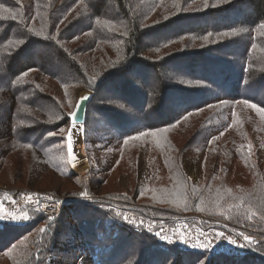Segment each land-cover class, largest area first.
<instances>
[{
    "label": "trees",
    "instance_id": "1",
    "mask_svg": "<svg viewBox=\"0 0 264 264\" xmlns=\"http://www.w3.org/2000/svg\"><path fill=\"white\" fill-rule=\"evenodd\" d=\"M199 5L203 9L200 12L186 11ZM245 7L250 14L243 13ZM3 8L8 12L0 10V17H6L0 19V110L6 112L0 115L5 124L0 129V174L9 169L12 175L16 172L15 176L21 177L30 170L32 176L37 166L58 174L55 159L66 154V137L59 134L70 124V108L74 110L79 93L90 92L93 99L86 123L91 108L96 113L107 111L109 106L99 101L106 86L120 95L111 96L110 103L122 104L136 115L134 119L126 118L116 110L101 114L111 132H118L116 142L123 141L124 145L136 144L146 134L160 132L166 136L168 151L178 152L171 133L183 128L187 116L219 103L221 106L224 100L237 104L247 101L264 111V100L257 97L258 92L264 91V64L256 48H264V28L260 27L264 24V0H0V9ZM232 16L239 18L217 24ZM192 24L195 25L187 27ZM178 25L184 29L166 35L157 33ZM231 32L236 37L222 36ZM254 42L258 44L252 47ZM237 44L240 54L234 50ZM177 66L189 74H181ZM164 71L177 77L173 83ZM223 71L229 75H223ZM127 76H132V81ZM149 77L151 84L146 85ZM224 78L231 83L224 84ZM176 79L189 82L191 87L174 84ZM48 81L57 84V91L64 92L47 91ZM244 84L251 93H246ZM199 96L200 101L193 103ZM66 100L76 102L74 108L67 107ZM167 103L177 106L172 114L165 113ZM235 119L230 130L229 121L221 124L224 128H219V139L204 146L196 164L187 161L192 170L197 168L200 172V182L185 183L184 193L179 196L191 200L194 212L242 226L246 232L256 231L258 234L252 236L258 240L248 245L246 254L193 251L186 241L174 239L169 244L160 240L154 233L173 227L178 219L169 212L185 213L188 207H171L170 200L152 190L153 202L145 201L149 194L144 193L141 182L132 194L107 192L106 199L88 204L64 198L60 214L54 219L30 212L26 225H5L0 228V264H48L55 238L52 226L57 219L78 221V210L85 212L86 217L84 226L78 221L75 229L83 230L84 239L90 240L88 252L98 259L97 264H200L201 258L203 264H264V151L254 150L252 136L246 129L236 137L232 135ZM256 132L264 135L260 125ZM113 142L110 139L108 144ZM15 152L26 157L17 163ZM185 154L179 152L170 160V171L181 179L185 174ZM119 161L120 154L105 166V177L84 179L78 187L89 191L93 185L108 184L115 172L120 173ZM139 164L137 177L143 175ZM132 166L126 168L129 172L121 170L122 175L130 173L135 177ZM176 182L181 180L177 177ZM107 197L129 203L142 200V207L152 205L149 211H134L162 221V227L157 225L155 232L134 230L110 213L112 207L123 206L110 203ZM110 220L116 222V228L109 236H100ZM205 221L202 226L194 222L190 226L204 229L210 226L208 219ZM45 222L47 233L40 234L38 226ZM89 223L94 225V234L87 229ZM29 235L33 237L21 243ZM129 251L134 255L129 256Z\"/></svg>",
    "mask_w": 264,
    "mask_h": 264
},
{
    "label": "rangeland",
    "instance_id": "2",
    "mask_svg": "<svg viewBox=\"0 0 264 264\" xmlns=\"http://www.w3.org/2000/svg\"><path fill=\"white\" fill-rule=\"evenodd\" d=\"M195 7V5H193ZM215 7V6H214ZM203 10L201 8V5L197 6V8H191L187 9L186 11H197L200 12ZM249 13V10L247 7L243 9V13ZM239 17L232 16L231 19L227 21H219L217 24L222 23H229L233 22L235 20H238ZM192 25H187L193 26ZM186 27V26H184ZM178 29H184L182 28V25L174 26L172 29L169 30H160V32H157L159 35L163 34H170L171 32H174ZM159 31V30H158ZM234 33H227L222 34V36L226 37H236L233 36ZM255 35V34H254ZM254 39L256 36H254ZM258 35L260 33L258 32ZM242 41V40H239ZM78 44V43H77ZM258 43L254 42V45L252 47H255ZM238 44L235 45V53L240 54L242 53V50H236ZM257 53L262 55V63L264 64V48L262 46H258ZM221 60H224L223 58H220ZM178 67V66H177ZM193 67V65L191 66ZM180 70L181 67H178ZM194 68V67H193ZM191 69V68H190ZM189 69V70H190ZM181 74H189L187 70H181ZM223 75L227 76L229 75L228 72L223 71ZM168 77V80H171V83L174 81L172 79L177 78L175 76H171L169 72H165ZM149 75L152 77V72H149ZM146 82H144L146 85H150V78ZM179 77V76H178ZM126 79H129L132 81V76H127ZM223 80L224 84H230L231 82H227L226 78ZM177 85L182 86L183 88H190L189 82L186 81H180L179 79H176ZM234 81V79H233ZM179 83V84H178ZM246 84V83H245ZM243 89L246 91V93H251L248 86L246 85ZM47 91L56 92L58 87L57 84L53 81L47 82ZM144 88V87H143ZM141 89V91L144 92V89ZM206 89V88H205ZM207 94H211V90L208 88ZM57 91V94L63 93L64 90L62 89L59 93ZM84 93L87 92H81L78 94V97L80 98ZM90 93V92H88ZM101 100L104 102L101 105H108L109 109L105 111L104 109L99 110L97 113L93 108L90 109L89 116H88V122L81 126V127H73L71 123L67 125L59 135H63L66 137V154L61 155L55 159V165L57 167L58 174L54 173L52 170H49L44 168H41L40 166L34 169V174L31 176V171L26 170L25 174L21 177L15 176L16 172H14V175H12V172L9 169H6L2 174H0V187H11V188H29L36 191L41 192H48L52 195L57 196L55 200H57L58 210H57V217L60 213L62 202L65 199L69 200H78L79 203H90L94 201H100L104 200L105 193L115 191L119 193L124 194H132L136 189H139L140 183L142 182V186L144 187L143 191L146 192L148 197L145 201H148L149 203H152L153 201L151 199L155 198L151 195V191H154L157 196L164 197V200H170L171 207L174 206L175 208H179L181 210H184L188 207V212L181 213V212H169L170 215H173L174 217L178 218L176 220V223L173 225V227L177 226L179 229L175 231V233H178L181 236H184V240H180L175 235H173V238L180 242H188L186 245L189 246V249L194 251H200L201 249L192 248L190 245L192 243H195V240L199 243V237L202 235L200 232L201 229H197L194 226L192 228L190 227V222L194 224H198L200 226L203 225L205 219H208V223L210 224L209 227H205L204 230L210 229V234L213 236V238L218 239L220 241L216 242V244L211 245L212 252L218 253L219 250L226 254H246L249 250L248 245H254L253 241L258 240L257 237H253L252 235H257L258 233L256 231H250L246 232L245 229L242 226L238 225H230L223 220L217 219V218H211L208 216H204L203 214L199 212L192 211V203L191 200L187 201L183 196H179V193L183 191V185L185 183H188L189 185H198L200 182V172L198 169L191 168V165L187 163L188 160L195 161L199 158V156L203 155L205 151L206 145H211L212 142L217 141L219 138H216L218 134H221V130L224 127L221 125H226L229 121V130L231 128V124L233 123L234 117H236L234 122L233 129L237 128L235 131L232 129V135H236L239 133V131L250 132L252 136V146L254 150L258 151H264V135H260L256 132L257 126L260 125L264 130V116H262L259 112H257L254 108L249 107V104L247 103H236L232 102L230 100H224L225 102L220 106L216 105L207 109H204L201 112L191 114L187 116L183 121V128L180 130H177L173 133H171V139L172 143H177L178 146V152H171L168 151L170 148H166L165 146V140L164 136L165 134H160V132H153L148 133L142 138L141 141L137 142L136 144H128L124 145L125 143L123 141L116 142V140L119 138L117 135V131L111 132L110 126L105 121L103 117H101V114L103 112H111V110L120 111V114L122 116H125L126 118L134 119L136 115H131L130 110L119 103H110V97L116 96L119 97L120 95L118 93L113 92L108 86H106L102 93H101ZM257 97L264 100V91L258 92ZM78 98V100H79ZM202 97H198L197 99H193V103L196 101H200ZM67 107L71 105L73 108L76 104V102L73 103V100H66ZM105 102L110 104H105ZM177 106L172 105L171 103H167L165 106V113L172 114L176 109ZM234 110V111H233ZM73 111L72 108H70L69 112L71 113ZM218 111V112H217ZM5 110H0V115L5 114ZM234 113H237L236 115ZM213 118H215V121H213ZM256 118L260 121H257ZM256 122H259L257 124ZM219 123V124H218ZM136 124V123H135ZM203 126L201 127V125ZM220 125V126H218ZM5 124L3 122V117L0 118V129L4 128ZM112 127V126H111ZM203 128V130H202ZM202 131H201V130ZM246 129V131H245ZM227 130V131H229ZM201 131V132H200ZM200 133V134H199ZM242 133V132H240ZM257 133V134H256ZM161 136H159V135ZM163 136V137H162ZM140 136H137L138 138ZM232 137V136H231ZM69 138L72 141V155L68 152V140ZM110 139H113L112 144H108ZM135 139V138H134ZM108 140V142H106ZM133 140V139H132ZM249 142V141H248ZM211 143V144H210ZM250 143V142H249ZM189 146V147H188ZM251 146V144H250ZM123 148V149H122ZM251 147H248L249 149ZM56 151H59L56 149ZM186 152V159L184 160V170L185 174L183 178L181 179L178 175L173 176L172 172L170 171L171 168V161L172 157L179 154V152ZM120 154V163L122 164L121 170L126 172V168L129 167V165L133 164V170L135 171V177L129 174H123L120 170V173H116L109 179L108 184H102L99 186H94L89 188V191L83 190L82 188L78 187V183L80 181H83L84 179L88 178H94V179H100L99 177H105L103 175V171L107 163L109 161L111 162L113 158L119 156ZM16 162L19 163L20 161H23L22 159L26 156L21 155L20 153L15 152ZM73 156L75 159H73ZM171 158V159H170ZM26 160V159H25ZM183 160V161H184ZM142 164V176L137 177L138 175V164ZM140 165V164H139ZM196 167V165H194ZM64 167V170L63 168ZM129 172V170H127ZM28 174V175H27ZM25 177V179H24ZM157 177L156 181L153 180ZM177 177L179 180H181L180 183L176 182ZM17 180H16V179ZM176 178V179H175ZM129 183V185H128ZM138 184V186H137ZM82 193H87V195L82 196ZM109 195V194H108ZM174 195H177L179 198H173ZM108 198V197H107ZM172 198V199H171ZM53 200V199H52ZM137 200V199H136ZM151 200V201H150ZM108 201L110 203L117 204L119 206H123L122 209H116V207H112L110 213H115V218L120 219L124 223H126L129 226H133L134 230H146L149 229L150 231L155 232L157 225H160L162 227V221L156 222L153 221L145 216H140L137 213H135V209H145L149 211V209H153L152 205H146L145 207H142L140 204H142V200L136 201V202H127L124 200H113L111 198H108ZM189 202V203H188ZM187 203V204H186ZM146 204V203H143ZM177 204V205H176ZM121 208V207H119ZM174 208V209H175ZM190 208V209H189ZM124 209V210H123ZM41 210L37 209L34 211H31L32 214L34 212L39 213L40 215H43ZM78 221L81 222L82 226H84V221L86 217V213L83 211L78 210ZM30 213V214H31ZM63 214V212H61ZM44 216V215H43ZM31 217V215L28 216ZM45 217V216H44ZM54 217V218H55ZM150 217V216H148ZM197 218H202L204 221H199ZM47 218V217H46ZM49 219V218H47ZM109 220V219H108ZM115 220V219H114ZM77 220L75 219H68L65 222L56 221L54 225L52 226V231L54 235V240L51 243V255L48 256L47 261L48 264H97L98 259H95L92 255L88 252V240H85L83 235L85 234L83 230L81 229H75L77 228ZM111 222H108L106 224L105 228H102V232H100V236H109L111 231H113L116 228V222L110 220ZM142 222V223H141ZM90 224V223H89ZM47 222L41 223L38 226V229L40 228H46L47 233ZM99 226V224L97 225ZM185 226V227H184ZM173 227H163L159 231L166 234L168 231L167 229H171ZM88 230H91L94 234V225L90 224L89 227H87ZM86 229V230H87ZM190 229V231H189ZM195 230V231H194ZM76 232L80 233V235H76ZM173 232H171L172 235ZM217 233H223L225 237H228L231 240H235L236 244L229 243V239L221 238L220 236H216ZM44 234V233H40ZM155 234V233H154ZM200 236H198V235ZM128 235V233L126 234ZM197 235V236H196ZM248 236L251 243L246 242L243 237ZM33 237L32 235H29L26 239H24L21 243H26L25 241H28ZM173 239V240H174ZM174 240V241H175ZM261 241V239L259 240ZM92 243V242H90ZM21 245V244H20ZM220 246V249L218 248ZM243 246V247H241ZM128 249V248H127ZM104 249H101V251ZM119 251V249H117ZM204 251V250H202ZM129 256H133L130 251L128 252ZM97 260V261H96ZM3 261V260H2ZM6 263L5 261H3ZM151 262V260H150ZM8 264V263H6Z\"/></svg>",
    "mask_w": 264,
    "mask_h": 264
},
{
    "label": "built area",
    "instance_id": "3",
    "mask_svg": "<svg viewBox=\"0 0 264 264\" xmlns=\"http://www.w3.org/2000/svg\"><path fill=\"white\" fill-rule=\"evenodd\" d=\"M55 198H57V196L48 192L36 191L29 188L0 187V216L4 217L3 219H0V227L2 228L5 225L23 226L28 222V219H23V217L25 215L29 216L31 211L37 209L41 210L40 212L45 217L49 219L54 218L57 215L58 210L57 200H55ZM12 216H15L16 219H12ZM196 219L204 221L202 218L196 217ZM190 227L192 228V226ZM178 229L179 227L177 226L167 229L168 231H166V234L171 235V232L175 233ZM209 230L210 229H201L200 232H198V234L202 232L201 236L197 234L200 236L199 242L206 238L211 240V245H214L220 240L213 238ZM216 236H218V233ZM195 243L198 242L195 240Z\"/></svg>",
    "mask_w": 264,
    "mask_h": 264
},
{
    "label": "snow or ice",
    "instance_id": "4",
    "mask_svg": "<svg viewBox=\"0 0 264 264\" xmlns=\"http://www.w3.org/2000/svg\"><path fill=\"white\" fill-rule=\"evenodd\" d=\"M206 6H207V5H206ZM0 10H2L3 12H8V9H7V8H3V9H0ZM10 15H11V18H12L13 20L16 19V16H15L14 14H10ZM2 18H6V17H0V19H2ZM260 27H261V28H264V24H261ZM209 35H212V33H209ZM81 99H82V100H83V99H87V97H82ZM241 103H247V101H241ZM249 107L254 108L257 112H259L262 116H264V111H261L260 108H257L255 104H249ZM153 134H154V133H153ZM68 152H69L70 155H72V141H71L70 138H69V140H68ZM73 159H75L74 156H73ZM81 195H82V196H85V195H87V193H82ZM3 218H4L3 216H0V219H3ZM11 218H12V219H16L15 216H12ZM23 219H28V216L25 215V216L23 217ZM141 223H142V222H141ZM38 231H39L40 233H45V232H46V228H43V227H42V228H40ZM155 234H156L157 237H159L160 240L166 241V242L169 243V244L174 243L173 235L177 236V238L180 239V240H184V239H185L184 236H181V235H179L178 233H173L172 235H169V234H164V233H162V232H160V231H157ZM218 236H220L221 238H224V239H229L228 237H225L223 233H218ZM243 239H244L246 242H248V243H251V242H252L248 236H244ZM229 243H231V244H236V241H235V240H231V239H229ZM211 244H212L211 240H208V239L205 238L204 240H202V241L199 242V243H192L190 246H191L192 248H196V249H201V250L207 251L208 249L211 248ZM241 247H243V246H241ZM200 264H203V259H202V258H201V260H200Z\"/></svg>",
    "mask_w": 264,
    "mask_h": 264
},
{
    "label": "water",
    "instance_id": "5",
    "mask_svg": "<svg viewBox=\"0 0 264 264\" xmlns=\"http://www.w3.org/2000/svg\"><path fill=\"white\" fill-rule=\"evenodd\" d=\"M87 97V99H81ZM93 99L92 93H84L78 100L73 112L69 115L70 123L73 127H81L85 125L87 120V111L90 102Z\"/></svg>",
    "mask_w": 264,
    "mask_h": 264
}]
</instances>
